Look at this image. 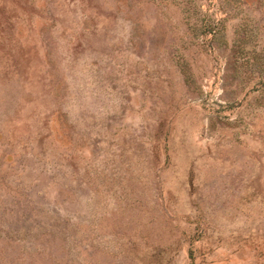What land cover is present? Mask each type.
Listing matches in <instances>:
<instances>
[{
  "label": "rangeland",
  "instance_id": "1",
  "mask_svg": "<svg viewBox=\"0 0 264 264\" xmlns=\"http://www.w3.org/2000/svg\"><path fill=\"white\" fill-rule=\"evenodd\" d=\"M0 264H264V0H0Z\"/></svg>",
  "mask_w": 264,
  "mask_h": 264
}]
</instances>
